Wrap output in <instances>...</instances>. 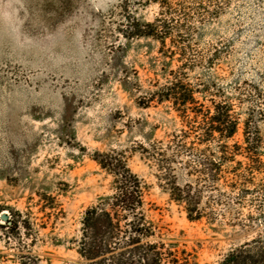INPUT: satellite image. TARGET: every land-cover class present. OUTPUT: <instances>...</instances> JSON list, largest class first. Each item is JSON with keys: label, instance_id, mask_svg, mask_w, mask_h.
<instances>
[{"label": "rangeland", "instance_id": "1", "mask_svg": "<svg viewBox=\"0 0 264 264\" xmlns=\"http://www.w3.org/2000/svg\"><path fill=\"white\" fill-rule=\"evenodd\" d=\"M128 17L167 28L127 40ZM172 80L194 101H151ZM217 105L238 122L230 140L205 133ZM224 143L237 154L210 184ZM103 157L140 180L142 243L169 262L219 264L263 236L264 0H0V215L17 224L0 228V264H85L82 217L112 194Z\"/></svg>", "mask_w": 264, "mask_h": 264}, {"label": "trees", "instance_id": "2", "mask_svg": "<svg viewBox=\"0 0 264 264\" xmlns=\"http://www.w3.org/2000/svg\"><path fill=\"white\" fill-rule=\"evenodd\" d=\"M125 28V38L130 40L146 38L157 30H166L167 27L162 20L155 19L147 23L128 17ZM154 95L151 101H170L172 104L183 106L194 101L192 92H187L179 80L168 82ZM230 111L231 108L227 105L214 106L213 113L206 118L205 133L208 136L217 133L225 140L232 139L238 131V122L231 117ZM250 126L247 120L243 123L244 145L248 154L253 151L255 144L248 138ZM209 153L211 154L208 157V167L204 172L208 175V182L215 184L223 164L237 152L229 151L224 143L217 152ZM95 161L112 178V194L102 198L97 206L85 211L81 220L82 235L78 250L80 258L85 264H178L177 258L172 254L171 262L165 260V254L156 244L142 243L151 237V233L145 228L147 223L143 221L140 213L143 201L138 177L120 161H112L108 157ZM164 176L171 201L176 204L185 203L184 210L188 221H200L202 212L192 201L190 186L183 192L177 187L174 176L170 177L167 173ZM16 225L14 220H9L0 225V228L13 230ZM19 264L39 262L36 257H31L28 260H20ZM219 264H264V235L232 249Z\"/></svg>", "mask_w": 264, "mask_h": 264}, {"label": "water", "instance_id": "3", "mask_svg": "<svg viewBox=\"0 0 264 264\" xmlns=\"http://www.w3.org/2000/svg\"><path fill=\"white\" fill-rule=\"evenodd\" d=\"M0 220L3 221V222H6V221L8 220L7 215H6L5 213H2V214L0 215Z\"/></svg>", "mask_w": 264, "mask_h": 264}]
</instances>
